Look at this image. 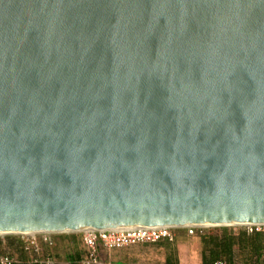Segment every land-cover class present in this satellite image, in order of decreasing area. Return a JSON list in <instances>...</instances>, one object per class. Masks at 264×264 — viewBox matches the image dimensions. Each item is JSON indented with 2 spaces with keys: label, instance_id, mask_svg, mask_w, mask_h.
Masks as SVG:
<instances>
[{
  "label": "water",
  "instance_id": "1",
  "mask_svg": "<svg viewBox=\"0 0 264 264\" xmlns=\"http://www.w3.org/2000/svg\"><path fill=\"white\" fill-rule=\"evenodd\" d=\"M233 223L264 224V0H0L1 233Z\"/></svg>",
  "mask_w": 264,
  "mask_h": 264
},
{
  "label": "built area",
  "instance_id": "2",
  "mask_svg": "<svg viewBox=\"0 0 264 264\" xmlns=\"http://www.w3.org/2000/svg\"><path fill=\"white\" fill-rule=\"evenodd\" d=\"M182 227H141L129 230H88L81 232L84 236L86 253L77 264H112L101 256V250H117L138 244H154L162 241L173 242L174 231ZM190 234L206 228L183 227ZM249 235L264 232V225L243 226ZM63 233L40 232L28 235H14L22 245L23 258L7 254H0V264H60L53 255L57 237ZM67 234V233H66ZM4 236V235H3ZM214 264H230L226 261H217ZM238 264V263H233Z\"/></svg>",
  "mask_w": 264,
  "mask_h": 264
},
{
  "label": "rangeland",
  "instance_id": "3",
  "mask_svg": "<svg viewBox=\"0 0 264 264\" xmlns=\"http://www.w3.org/2000/svg\"><path fill=\"white\" fill-rule=\"evenodd\" d=\"M240 227H202L203 231L198 230L195 234H190L187 229L180 228L174 231L175 239L173 242L162 241L154 244H138L124 247L117 250H101L102 258L112 264H166V256L170 252L167 245L175 249L181 264H202L201 263V243L200 236L208 233H220L223 228H228L235 232L243 230ZM58 238L53 248V254L60 264H67L66 258L69 254L80 251L86 253L84 236L81 233H63ZM16 239V241H15ZM14 235L0 236V242L7 247L8 243L15 244V248H5L0 251L9 252L15 257L23 258L21 248ZM164 244V245H163ZM166 244V245H165ZM169 247V248H170ZM20 250V251H19Z\"/></svg>",
  "mask_w": 264,
  "mask_h": 264
},
{
  "label": "trees",
  "instance_id": "4",
  "mask_svg": "<svg viewBox=\"0 0 264 264\" xmlns=\"http://www.w3.org/2000/svg\"><path fill=\"white\" fill-rule=\"evenodd\" d=\"M58 238L66 239V237L61 236H58L57 239ZM17 242L20 245L22 255H24L20 241L17 240ZM200 243L202 264H214L217 261H226L230 264L236 262L247 264L246 261L248 260L246 259L248 257L252 259L251 261L249 260L251 264H264V232H257L249 235L244 230L235 232L228 228H223L220 233L201 235ZM13 245L15 244L8 243L7 247L13 249L15 248ZM170 246L169 244L167 245V249L170 252L166 256V264H180L175 249ZM7 247L0 242V250ZM0 254L11 255L6 251H0ZM83 257L84 253L76 250L75 253L67 256L66 261L67 264H77Z\"/></svg>",
  "mask_w": 264,
  "mask_h": 264
},
{
  "label": "bare ground",
  "instance_id": "5",
  "mask_svg": "<svg viewBox=\"0 0 264 264\" xmlns=\"http://www.w3.org/2000/svg\"><path fill=\"white\" fill-rule=\"evenodd\" d=\"M253 225H264L263 223H248V224H224V225H220V224H207V225H196L193 227H240V226H253ZM155 227H160V226H155ZM162 227H171V226H162ZM172 227H176V226H172ZM182 227H186V226H182ZM137 228H141V227H137ZM129 229H135V228H114L113 230H129ZM88 230H109L108 228L105 229H83L82 231H88ZM63 232H81L78 230H70V231H63ZM35 232H25V233H12V234H17V235H28V234H34ZM40 233V232H39ZM6 235L5 233H1L0 232V236Z\"/></svg>",
  "mask_w": 264,
  "mask_h": 264
},
{
  "label": "crops",
  "instance_id": "6",
  "mask_svg": "<svg viewBox=\"0 0 264 264\" xmlns=\"http://www.w3.org/2000/svg\"><path fill=\"white\" fill-rule=\"evenodd\" d=\"M53 255H54V254H53ZM246 260H248V261H246L247 264H251L250 261H251L252 259H250V257H248ZM249 260H250V261H249ZM179 262H180V264H181V261H180V260H179ZM236 263H237V262H236ZM238 264H241V263L238 262Z\"/></svg>",
  "mask_w": 264,
  "mask_h": 264
}]
</instances>
